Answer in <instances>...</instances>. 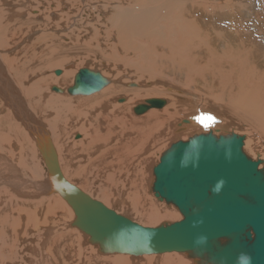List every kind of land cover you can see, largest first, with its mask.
Segmentation results:
<instances>
[{
  "label": "bare ground",
  "instance_id": "bare-ground-1",
  "mask_svg": "<svg viewBox=\"0 0 264 264\" xmlns=\"http://www.w3.org/2000/svg\"><path fill=\"white\" fill-rule=\"evenodd\" d=\"M82 69L107 83L70 93ZM193 107L218 124L181 127ZM0 112L13 165L0 161V264H194L102 252L73 224L81 198L62 178L155 227L173 214L148 186L167 141L224 122L264 170V0H0Z\"/></svg>",
  "mask_w": 264,
  "mask_h": 264
},
{
  "label": "water",
  "instance_id": "water-1",
  "mask_svg": "<svg viewBox=\"0 0 264 264\" xmlns=\"http://www.w3.org/2000/svg\"><path fill=\"white\" fill-rule=\"evenodd\" d=\"M106 83L98 72L82 69L69 92L91 94ZM221 131L203 130L172 143L153 168V192L160 201L175 206L182 219L143 226L88 198L62 178L81 198L73 203L77 215L73 224L89 233L91 242L105 253L179 252L193 258L195 264H264L261 160L253 161L244 152L243 135ZM48 150L58 169L51 142L48 148L42 145L44 157Z\"/></svg>",
  "mask_w": 264,
  "mask_h": 264
},
{
  "label": "rangeland",
  "instance_id": "rangeland-1",
  "mask_svg": "<svg viewBox=\"0 0 264 264\" xmlns=\"http://www.w3.org/2000/svg\"><path fill=\"white\" fill-rule=\"evenodd\" d=\"M181 93H184V94H186L187 96H189L190 98H194L195 96H197L196 95V92H189V91H180ZM193 109H194V107H193ZM218 108H216V109H214V110H212L213 111V113H215L218 117H222V116H220V115H218L217 113H216V110H217ZM195 112H192L191 114H187V115H185L183 118H182V120H181V122L180 123H182V126L181 127H183V126H185V125H192V126H199V125H206L207 126V124L208 123H212V124H208V125H217L218 123L217 122H211V121H209L208 123L206 122V120H209V119H206V120H204V122L203 123H201L200 122V120H193L192 119V117H193V115H198L199 113L197 112V108L195 107ZM0 114L2 115H0L1 117L0 118H2L3 116H4V114L5 113H1L0 112ZM201 115H202V117H207V115H206V113H200ZM210 116H212V115H210ZM198 117H200V116H198ZM208 117H209V115H208ZM190 122V123H189ZM207 123V124H206ZM4 125H9L8 123H4V122H1L0 123V126H4ZM220 127H222L221 128V133H223L224 131H226L227 130V127H226V125L224 124V122L222 123V124H220L219 125ZM217 128V127H216ZM198 129H199V127H198ZM198 129H196V130H193L192 132H190L189 134L190 135H181V139L182 140H187L190 136H192V135H194L195 133H197V132H201V130H199V131H197ZM216 131V130H215ZM219 135V134H218ZM76 136H77V134H76ZM183 137H186V138H183ZM180 138H174L172 141H167L168 142V144H167V142H166V144L164 145V148L166 149L167 147H169L168 145H171L170 143H173V142H175V141H178V140H180ZM175 140V141H174ZM170 142V143H169ZM164 149V150H165ZM158 154V153H157ZM159 157V155L157 156V159H156V161H155V163L157 164L158 162H159V160H160V157ZM3 160H5V159H0V161H3ZM3 162H6L7 164H8V166H9V173H10V171H13V165H12V167H11V169H10V161H3ZM154 163V164H155ZM155 164V165H156ZM152 169V168H151ZM150 177H149V187L150 186H152V183H153V176H152V174H153V172H152V170L150 171ZM152 178V179H151ZM33 187H35V186H33ZM13 195L14 196H16V198H20V200L22 199V198H26V197H23V196H20V195H17L16 193H13ZM44 195V194H43ZM17 196H19V197H17ZM7 199H12L13 200V198L12 197H7ZM31 199H33V198H31ZM34 199H36V198H34ZM14 200H16V199H14ZM23 200H25V199H23ZM26 200H30V198L28 199H26ZM159 204H160V208H161V210H162V208L163 207H165V208H163V210H169V211H172L173 210V214L170 216V215H168V216H166V217H163V218H160L159 219V221H157L156 223H154V225L153 226H158L159 224H161L162 222H164V221H168V222H173V221H177V220H180V219H182V215H181V213L179 212V210L175 207V206H173V205H168L166 202H164V201H159V200H157V198L155 199ZM163 203V204H162ZM157 206V207H156ZM166 206H167V208H166ZM171 206H172V208H171ZM155 208H158V205H155ZM157 210V209H156ZM130 215H131V217H133L134 219H136V220H141V221H143V219L142 218H140V217H138L137 215H136V213L134 212L133 214H131V213H129ZM162 214V213H161ZM146 225H151V224H146ZM45 242H47V239L45 240ZM27 252H31V251H27ZM177 254H179V255H181L180 253H177ZM129 255V254H128ZM129 256H131V257H133V258H138V257H134L133 255H129ZM143 256V255H142ZM144 256H148V255H144ZM151 256V255H150ZM154 256H160L159 254H154ZM182 256V255H181ZM156 259L157 260H159V257H156ZM155 259V260H156ZM192 261H194L193 260V258H190ZM195 262V261H194ZM191 263H193V262H191ZM195 264V263H194Z\"/></svg>",
  "mask_w": 264,
  "mask_h": 264
},
{
  "label": "snow or ice",
  "instance_id": "snow-or-ice-1",
  "mask_svg": "<svg viewBox=\"0 0 264 264\" xmlns=\"http://www.w3.org/2000/svg\"><path fill=\"white\" fill-rule=\"evenodd\" d=\"M197 119H199L200 120V122L201 123H203L204 122V119H213L214 120V117H206V118H202V117H198Z\"/></svg>",
  "mask_w": 264,
  "mask_h": 264
}]
</instances>
